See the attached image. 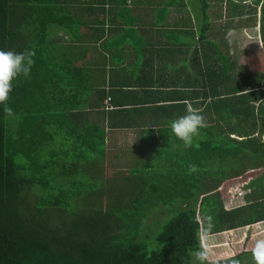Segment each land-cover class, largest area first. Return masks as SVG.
I'll return each instance as SVG.
<instances>
[{
	"label": "trees",
	"instance_id": "1",
	"mask_svg": "<svg viewBox=\"0 0 264 264\" xmlns=\"http://www.w3.org/2000/svg\"><path fill=\"white\" fill-rule=\"evenodd\" d=\"M180 2L0 0V49L35 52L30 77L14 81L7 102L13 116L0 105V264H193L198 218H214L211 235L264 222V77L255 66L237 67L231 52L237 42L233 49L220 42L227 27H257V6L242 1L226 0L236 21L221 26L219 35L206 19L201 80L175 83L206 84L205 100L197 101L203 96L197 90L190 100L195 108L201 103L207 127L184 148L170 122L186 111L187 97L171 98L176 102L161 113L165 128L146 148L158 156L125 162L119 175H126L114 177L121 191L108 205L94 202L106 196L98 186L106 138L101 125L81 122L82 113L90 109V93L101 101L102 92L110 96L121 86L103 61L116 60L123 44L134 41L138 18L131 5ZM157 15L166 17L165 10ZM260 26L264 43V2ZM187 38L167 35L176 44ZM168 99L146 94L130 103ZM190 164L196 173L189 174ZM255 170L263 172L246 187V204L227 208L223 183ZM232 258L255 264L252 250L221 263Z\"/></svg>",
	"mask_w": 264,
	"mask_h": 264
},
{
	"label": "crops",
	"instance_id": "2",
	"mask_svg": "<svg viewBox=\"0 0 264 264\" xmlns=\"http://www.w3.org/2000/svg\"><path fill=\"white\" fill-rule=\"evenodd\" d=\"M161 1L166 2L167 0ZM180 1L178 7L168 4L159 6L153 3H151L152 5L149 3L131 5V8L134 9L132 17L138 18L137 24L134 26V41L123 44L116 60L103 61L113 68L116 80L121 82V86L116 88L110 96H106V91L102 92L101 101L97 97H93L94 93H90L92 95L88 101L90 109H83L81 122L89 121L101 125L106 138L104 157H113L112 163L118 168L123 167L124 163L128 161L147 160L148 163H151L148 158L158 156L157 153H153L154 150L146 148L150 147V143H154L155 139L160 138L158 131L165 128L163 122L167 119L162 117L161 113L176 102L171 98L185 95L187 98L184 103L190 102L193 106L194 102L190 99L197 90L198 93H203L202 97L199 94L197 101L205 100L207 91L205 83L198 84L194 88L186 85V82H183L179 87H176L175 83L189 81L190 78L201 80L200 73H203L206 67L205 50L207 46L206 43L200 42V34L205 28L206 19L213 24V30H220L221 26L236 21L228 13L226 0ZM233 1L236 3L242 1L243 4L251 8L257 6V32L260 41L256 43L262 45V50H264L260 31L261 7L264 0H260L259 5H255V0ZM160 9H164L166 14V17L161 20L157 15ZM228 29L229 27L222 30V32H228L227 36L232 32H243L250 28L246 26L239 29L231 26ZM175 32H181L182 35L187 34L189 41H180L183 42L181 44L168 42L167 35L172 36ZM203 32L206 33V30ZM219 38L223 40L221 36ZM224 40L220 42L228 43L231 49L234 48V44L229 39L228 41L227 38ZM221 47L226 51L223 46ZM262 57L263 60L260 58L261 66L258 64L255 68L261 71L263 73L261 75L264 77V56ZM250 66H254V64ZM176 68L177 70H175ZM186 69L190 74L185 72ZM107 81L109 83V76H107ZM102 89L106 90V85ZM153 92L156 93L154 97H152ZM146 94H149L151 98L166 97L170 101L161 102L162 100H160L155 103L151 101L152 103L144 105L130 103L134 97L140 99ZM93 106L96 108H92ZM200 106L201 103L198 107L201 108ZM170 110L169 114L174 112L173 109ZM74 111L81 110L75 109ZM184 112L185 109H182V115ZM148 130H153L157 134L151 136L148 134ZM250 182L251 180L248 181V184L245 183V186L247 187ZM245 186L242 188L246 189Z\"/></svg>",
	"mask_w": 264,
	"mask_h": 264
},
{
	"label": "rangeland",
	"instance_id": "3",
	"mask_svg": "<svg viewBox=\"0 0 264 264\" xmlns=\"http://www.w3.org/2000/svg\"><path fill=\"white\" fill-rule=\"evenodd\" d=\"M257 30L258 26L251 27L250 29L243 32H232L226 37L227 41L229 39L232 43L234 40L237 42L235 50L231 51L233 58H235L238 62V68L244 65L248 66V68H251V64L258 66V64L262 63L261 59L263 60L262 56H264V50H262V45H258L256 43L257 41H260ZM215 35H219L218 30L216 31ZM239 71L242 73L241 68ZM261 74L263 73L260 71V75ZM112 160L113 157H106L104 163V179L101 177L99 178L98 186L106 196L105 198L95 200L94 202L99 203V201H101L102 205H108L109 202L117 196L119 191H121L119 188V183L116 179H114V177L121 178V176L124 177V175H126H119V173H123V170H121L122 167L118 168L117 165L114 166ZM136 162L137 161H132L133 164ZM262 172L263 170L249 171L243 174L242 177L223 183V187L221 188L220 192L223 202L227 208L243 206L246 204V196L249 195L251 191L250 189H244L242 187H244L245 183H248L249 180L256 179ZM110 191L112 194H110ZM88 203L89 202H84L85 208L87 207ZM258 239H264V222L245 228L211 235L208 241L212 250V255L209 261L211 264H222L221 261L230 259L232 255L252 250L255 246L256 240ZM193 261V264H197L196 262H198L194 256ZM209 261H207V264Z\"/></svg>",
	"mask_w": 264,
	"mask_h": 264
},
{
	"label": "clouds",
	"instance_id": "4",
	"mask_svg": "<svg viewBox=\"0 0 264 264\" xmlns=\"http://www.w3.org/2000/svg\"><path fill=\"white\" fill-rule=\"evenodd\" d=\"M35 52L25 49L23 52L0 49V105H4L3 111L8 116H13V109L7 102L13 91L14 81L23 77H30L34 66ZM207 127L206 117L202 114V109L195 108L189 102L186 105L184 115L170 122V128L174 136L183 143L184 148H190L194 139L199 136L200 130ZM198 168L195 164L188 166L189 174L196 173ZM213 217L207 216L198 218L199 227L196 232L198 248L192 253L199 264L209 261L212 250L208 243L214 227ZM252 256L255 264H264V239H258L252 249ZM230 264H240L238 259L232 258Z\"/></svg>",
	"mask_w": 264,
	"mask_h": 264
},
{
	"label": "built area",
	"instance_id": "5",
	"mask_svg": "<svg viewBox=\"0 0 264 264\" xmlns=\"http://www.w3.org/2000/svg\"><path fill=\"white\" fill-rule=\"evenodd\" d=\"M108 101H110V99H108ZM246 184H248V183H246Z\"/></svg>",
	"mask_w": 264,
	"mask_h": 264
}]
</instances>
